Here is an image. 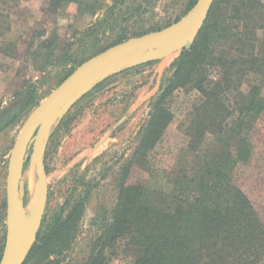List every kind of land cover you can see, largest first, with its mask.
Segmentation results:
<instances>
[{
  "label": "trees",
  "instance_id": "1",
  "mask_svg": "<svg viewBox=\"0 0 264 264\" xmlns=\"http://www.w3.org/2000/svg\"><path fill=\"white\" fill-rule=\"evenodd\" d=\"M19 1L0 0V6ZM69 3L80 14L99 7L94 0H46L45 13L56 16ZM113 14L87 34L94 49L100 31L114 35L107 46L128 37L126 26L120 23L117 30ZM1 16L9 28V11L0 7V25ZM262 28L264 0H213L197 36L172 60L149 98L131 152L116 173V199L90 238L87 255H69L89 199V190L78 193L76 186L54 212L45 208L22 264H108L107 252L117 244L132 264H260L264 217L238 186L236 172L251 156L250 132L264 111V47L257 35ZM177 90L196 92L181 130L186 142L163 171L165 186L140 183L136 175L148 171L150 153L173 119L168 102ZM72 119L69 111L52 136Z\"/></svg>",
  "mask_w": 264,
  "mask_h": 264
},
{
  "label": "rangeland",
  "instance_id": "2",
  "mask_svg": "<svg viewBox=\"0 0 264 264\" xmlns=\"http://www.w3.org/2000/svg\"><path fill=\"white\" fill-rule=\"evenodd\" d=\"M94 2L99 7L93 13L80 14L76 4L69 3L56 16L45 13L46 0H20L16 5L0 6L10 13L9 28L3 16L0 25V245L4 243L6 229L7 164L14 141L29 112L71 69L72 72L113 45L107 46L113 39L112 31H100L95 48L99 51L94 54V46L90 44L92 35L87 36L95 29L97 24H94L114 11L117 30L120 23L126 26L130 32L127 38H130L174 23L190 10H186L189 0ZM257 35L264 47V28ZM167 48L136 51L129 60L137 63L124 65L87 86L55 114L41 141L44 175L32 155L33 141L27 149L19 185L22 223L36 212L42 191L45 194L43 214L45 208L49 213L59 208L76 186L78 193L89 190L79 233L69 254L73 259L80 260L87 255L90 238L108 216L116 199L118 167L131 152L135 134L148 112L149 98L181 50L161 57L153 67L140 64ZM195 97L196 92L184 90H177L170 97L173 119L150 153L148 171L136 175L138 182L165 186L163 171L174 164L179 148L186 142L181 130ZM69 111L73 117L71 123L52 136L60 119ZM249 137L251 156L238 167L236 180L259 216L264 217V111ZM107 256L108 264H132V258L119 244ZM260 264H264V256Z\"/></svg>",
  "mask_w": 264,
  "mask_h": 264
},
{
  "label": "water",
  "instance_id": "3",
  "mask_svg": "<svg viewBox=\"0 0 264 264\" xmlns=\"http://www.w3.org/2000/svg\"><path fill=\"white\" fill-rule=\"evenodd\" d=\"M212 2L213 0H196L191 9L176 22L155 31L127 38L99 52L91 59L78 65L29 112L14 141L8 158L5 188L6 229L0 264L23 263L35 239V232L43 215L45 194L42 191V196L37 205V215L33 230L27 239L23 237L21 239L20 216L22 203L19 185L25 155L30 143L33 141L32 155L40 169V173L44 175L41 141L55 114L73 96L87 86L95 84L124 65L137 63L129 60L136 51L168 46L166 50L161 51L159 54L143 60V62H146L156 58L160 59L177 49L182 50L184 46L192 42L197 36Z\"/></svg>",
  "mask_w": 264,
  "mask_h": 264
},
{
  "label": "bare ground",
  "instance_id": "4",
  "mask_svg": "<svg viewBox=\"0 0 264 264\" xmlns=\"http://www.w3.org/2000/svg\"><path fill=\"white\" fill-rule=\"evenodd\" d=\"M34 213H36V215H37V208H36V212L33 211L31 214H29L28 217L26 215L27 218L23 221V223L21 222V220L23 219L22 214H21V216H20L21 239H22V237L27 239V237L31 234L33 227L35 225V221H36V215Z\"/></svg>",
  "mask_w": 264,
  "mask_h": 264
}]
</instances>
